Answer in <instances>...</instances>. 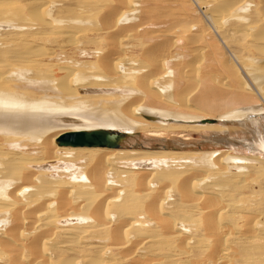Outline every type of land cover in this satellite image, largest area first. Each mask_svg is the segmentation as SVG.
Instances as JSON below:
<instances>
[{"label": "bare ground", "instance_id": "obj_1", "mask_svg": "<svg viewBox=\"0 0 264 264\" xmlns=\"http://www.w3.org/2000/svg\"><path fill=\"white\" fill-rule=\"evenodd\" d=\"M191 1L146 48L142 0H0V264H264V0ZM98 130L119 147L59 143Z\"/></svg>", "mask_w": 264, "mask_h": 264}, {"label": "rangeland", "instance_id": "obj_2", "mask_svg": "<svg viewBox=\"0 0 264 264\" xmlns=\"http://www.w3.org/2000/svg\"><path fill=\"white\" fill-rule=\"evenodd\" d=\"M189 1H191V0H189ZM189 1H187V0H175V1L174 0H142V19L141 20H142V24L144 25L143 26L144 28L142 27L143 29L141 31V35L142 36L144 35L143 37H145L146 39L150 40V42H148L149 47H146V48H151V47L155 46L156 44H158L160 42H167V43L169 42V43H171V40H174L176 38L175 36H178V35L185 36L186 34L184 35L182 33H179V32H182V31H176V30L170 31V28L174 27V26H176L178 24L180 26L186 25L187 22L192 21V20H196V21L200 20V18L202 17L201 13H198V11H199L198 8L195 5L194 6L191 5L192 1L190 3H189ZM184 5H186V6H184ZM185 8H187V9H185ZM145 27H147V28H145ZM182 29L183 28H181V30ZM175 31L178 32V33H175ZM99 32H101V33L97 34ZM105 32L106 31H97L96 33L93 32L91 34L94 37L100 39V38L106 36ZM137 33L135 34L136 35L135 37L139 36L140 31L137 32ZM197 33H198V30L193 31L192 34L190 33V37L196 35ZM107 37H108V39L105 40L103 43H99L100 44L99 46L109 48V47H112V46L116 45V41H115L116 39H114V41H113V36L109 35ZM188 37H189V35H188ZM131 40L132 41H128V43H131L130 46H132V45L136 46V44H137L136 40L135 41H133L134 39H131ZM192 42L193 41L189 42V39L185 38V42L184 43L187 46L186 53H188L190 56H189L188 60L186 61L185 65H184L185 66L184 68H185V71L188 72V73L193 71V67L191 65H193V63L196 62V59H197V55L195 56V53H193V51H196L198 48L203 46V44L202 45H199V43H194L193 44ZM125 44H127V42H125ZM137 50L139 52V49H137ZM162 54H163L162 50L157 52L158 56H161ZM212 66H214V67L212 69H209L210 72H208V73L219 74L220 67L218 66V64L212 65ZM194 132H196V133H194ZM189 133L191 134V137L194 139V141H198V142L202 141L201 139L204 136L203 135L204 134L203 131H190ZM136 135L140 136L141 139H139L137 137H135V138L133 137L134 139L132 138L133 140H131V141H133V143H135V145H137V147L135 145L134 146L136 148H141V149H143V147L146 148L147 147V143H144L143 139H148V138L144 134H139V133L138 134H136V133L133 134V136H136ZM138 140H139V142H138ZM127 144H129V142ZM138 144H139L140 147L138 146ZM149 144H151V143H149ZM151 145H153V144H151ZM199 146L200 145L196 146V148L198 150L203 149L201 146L200 147ZM132 148H134V147H132ZM257 188L258 187H256V189ZM246 190L247 189H238L235 192H229V193L232 194V195L233 194H237V192H238V194L242 193L244 195L246 193V196H247L248 195L247 194L248 191H246ZM214 194H216V192L213 193V194L211 193V194H206V195H207V197L208 196L212 197V196H215ZM249 197H251V196H249ZM252 198L253 197H251L250 199H252ZM245 200L243 199L239 203V205L237 204L238 206L236 205V207L233 208V210L236 211V216L239 214L237 216V218L235 216V218L238 219L237 221H239L238 224H240V226L241 225H245L244 229H243V232H242L243 237H249V236H254L256 234L254 232L255 228H252V224L251 223L253 222V220H256L257 218L260 219V214L258 213L259 211H255V210L252 211L253 213L249 212L250 209L248 208V204H250L251 202L249 203L248 201L246 202ZM244 203H246V204L248 203V204L244 205ZM251 204H253V203H251ZM243 205L246 206V207L245 208L242 207ZM198 206L200 208H202L203 207V203L198 204ZM246 208H248V209H246ZM227 209H229V208H227ZM256 212H257V214H256ZM59 226L61 227L62 224L59 225ZM178 242L179 241H177V243ZM120 252H122L121 253L122 257H125V259L127 258L126 259L127 261H125L126 263L123 261V264L124 263L125 264H129V263L137 264V262H139V259H140L139 258L140 255L139 254H141V253H135L134 256L132 254L131 256H133V257L131 259L130 256H129L130 253L125 252L122 249L116 251V253H120ZM192 253H195V252H192ZM192 253L190 255H192ZM192 256H193L192 259H191V256H190L189 258L184 259V260H189L190 263H192V264H206V262H207V260H205V258H203V257L199 256V258H200L199 259L198 256L197 257H195V255H192ZM148 258L149 259H147V260L151 259L150 257H148ZM128 259H131V260H128ZM207 264H208V262H207Z\"/></svg>", "mask_w": 264, "mask_h": 264}, {"label": "water", "instance_id": "obj_3", "mask_svg": "<svg viewBox=\"0 0 264 264\" xmlns=\"http://www.w3.org/2000/svg\"><path fill=\"white\" fill-rule=\"evenodd\" d=\"M120 134L115 131L98 130L91 132L69 133L61 137L59 143L73 147L118 148Z\"/></svg>", "mask_w": 264, "mask_h": 264}]
</instances>
